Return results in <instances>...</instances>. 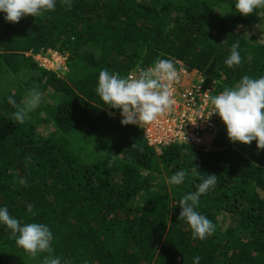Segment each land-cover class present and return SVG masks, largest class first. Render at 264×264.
I'll return each mask as SVG.
<instances>
[{
  "label": "trees",
  "instance_id": "1",
  "mask_svg": "<svg viewBox=\"0 0 264 264\" xmlns=\"http://www.w3.org/2000/svg\"><path fill=\"white\" fill-rule=\"evenodd\" d=\"M234 5L71 0L68 8L57 0L54 11L17 23L0 13V206L23 223L46 224L62 264H193L194 256L200 264H264V149L230 142L218 121L209 146L149 145L96 91L101 70L126 77L160 59L205 76L214 95L245 75L264 76V9L243 16ZM235 42L242 63L230 68ZM48 49L66 55L64 77L34 59ZM31 89L43 99L21 124L7 98L22 105ZM181 170L184 183L169 184ZM208 174L217 184L196 210L216 230L199 240L176 201ZM48 255L33 257L0 224V264H44Z\"/></svg>",
  "mask_w": 264,
  "mask_h": 264
},
{
  "label": "clouds",
  "instance_id": "2",
  "mask_svg": "<svg viewBox=\"0 0 264 264\" xmlns=\"http://www.w3.org/2000/svg\"><path fill=\"white\" fill-rule=\"evenodd\" d=\"M64 3L71 8V0H64ZM56 4L57 0H0V13L5 14L6 21L17 23L26 15L38 17L44 11H54ZM234 7L239 14L248 16L256 9H264V0H235ZM239 48V42L231 45L230 55L224 61L228 67L234 68L242 63ZM177 78L174 61L160 59L151 68L140 70L138 77H122L103 69L98 74L96 91L105 104L120 110L122 124H149L173 105L170 86ZM42 99V94L35 89L26 93L22 105H17L12 96L7 98L8 103L17 108L13 115L21 124L40 106ZM207 102L212 105L209 116L215 113L220 117L230 142L247 145L255 140L256 147L264 149V76L251 78L245 75L236 86L208 97ZM185 178L183 170L177 171L168 183L181 185ZM217 180L218 176L215 174L201 177L195 191L176 201L181 209L178 217L185 220L193 238L204 240L216 230L214 223L196 208L200 197L215 188ZM27 211L36 215L31 205L27 207ZM0 224L10 229L16 236L17 244L33 257L39 253H49L44 258V264H62L60 257L51 255L54 252L51 244L54 235L46 224L23 223L11 216L7 207L3 206H0ZM200 261V256L193 257V264H200Z\"/></svg>",
  "mask_w": 264,
  "mask_h": 264
},
{
  "label": "built area",
  "instance_id": "3",
  "mask_svg": "<svg viewBox=\"0 0 264 264\" xmlns=\"http://www.w3.org/2000/svg\"><path fill=\"white\" fill-rule=\"evenodd\" d=\"M48 50H46L44 53H37L33 56L38 64L47 70H52L55 72L60 70L54 68V63H56L58 66H62L64 69V60L62 65L61 62H58L61 61L62 54L60 53L57 58L50 60L49 56L52 51L50 50L48 52ZM37 56L39 57L38 59L36 58ZM175 66L178 72V78L170 86L173 92L174 103L171 108L166 110L162 115L164 116V119H167V122L165 123L174 124V122H179V131L168 134L165 131V127H163L162 123L159 121L155 122L156 124H144L142 122H138L137 126L143 131V138L148 142L149 145H159L172 142H182L190 146H199L201 144L208 145V138L211 136L210 134L214 135L217 132L218 126L216 121H221L220 117L215 113L209 116V113L212 110V105L210 102H207V98L214 95V85L209 84L204 86V79L197 81V83L193 82L189 83L190 85H186L185 83L187 79L191 81L192 78L189 77H193V75L189 73L187 67L181 62H176ZM151 67L152 66L135 68L129 72L126 77H138L140 70ZM62 68L60 67L61 70ZM186 73H188V75ZM182 108L188 110L186 112L187 114L192 115V120L195 118L196 121H193L192 125H188L191 118L185 122L186 117H181L183 116V114L180 112ZM117 110L119 112V116L122 118L120 110ZM110 113L113 115L112 112ZM182 120L184 121L182 122ZM160 125H162V129H160Z\"/></svg>",
  "mask_w": 264,
  "mask_h": 264
},
{
  "label": "rangeland",
  "instance_id": "4",
  "mask_svg": "<svg viewBox=\"0 0 264 264\" xmlns=\"http://www.w3.org/2000/svg\"><path fill=\"white\" fill-rule=\"evenodd\" d=\"M251 33H253L252 32V30L250 29L249 30V32H248V34H251ZM258 36H260L261 38H263L264 37V35L263 34H258ZM259 38V37H258ZM260 39V38H259ZM50 50H48V52H49ZM52 51V53L50 54V56H49V58H50V60H53V58H57V56H59L60 55V52H57V51H53V50H51ZM27 54H28V52H27ZM37 59L39 58L38 56L36 57ZM63 60H64V63H65V68L63 69L62 68V66H58V65H56V63H54L53 65H54V68L55 69H57V70H60V71H57L56 73H58L59 74V76L60 77H64V72H66L68 69H69V67H68V65L66 64V61H67V59H66V55H62V57H61V61H58L59 63L61 62V65H62V62H63ZM60 67L62 68V70L60 69ZM191 73H193V71H191ZM187 75H188V73H186ZM190 75V74H189ZM189 77V76H188ZM189 78H192V80L191 81H189L188 79H187V81H186V85H190L189 83H197V81H201V80H203L204 79V86H206V85H209V84H211V85H213V83L212 82H210V81H208V80H206L205 79V76H203V75H198V76H193V77H189ZM202 86H203V83H202ZM204 88V87H203ZM213 93H214V90H213ZM221 93V92H220ZM219 94V93H218ZM23 100H24V98L21 100L22 102H23ZM186 111H188L187 109H185V108H182L181 109V114H183V116H181V117H186V119H185V122H187V120L189 119V118H191L190 119V122H189V124L188 125H192L193 124V121L195 122L196 120H195V118L192 120V115L191 114H187V112ZM157 121H159L160 123H162V125H163V127H165V131H166V133H168V134H170V133H176V132H178L179 131V129H180V125H179V122H174V124L172 123V124H169V123H165V122H167V119H164V116L163 115H160L159 117H158V119L156 120V121H154V122H152L153 124H156L155 122H157ZM178 121H180V120H178ZM184 120H182V122H183ZM221 123H223L222 122V120L221 121H219V124H221ZM219 124H217V126L219 125ZM162 125H160V129H162L161 127H162ZM49 125L47 124V123H43V124H41L39 127H38V131L39 132H42V133H45V132H47V129L49 128L48 127ZM157 134H158V132H157ZM171 186V185H170ZM171 188V187H170Z\"/></svg>",
  "mask_w": 264,
  "mask_h": 264
}]
</instances>
